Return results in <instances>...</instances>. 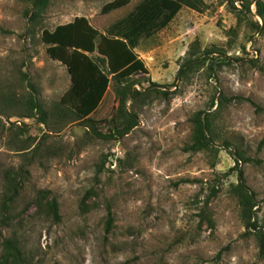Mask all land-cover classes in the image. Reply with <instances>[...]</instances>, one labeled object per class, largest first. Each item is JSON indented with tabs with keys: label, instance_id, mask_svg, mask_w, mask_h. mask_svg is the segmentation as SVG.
I'll return each mask as SVG.
<instances>
[{
	"label": "rangeland",
	"instance_id": "rangeland-1",
	"mask_svg": "<svg viewBox=\"0 0 264 264\" xmlns=\"http://www.w3.org/2000/svg\"><path fill=\"white\" fill-rule=\"evenodd\" d=\"M108 1L0 0V203L7 175L21 182L0 222V264L5 238L18 264H264L229 152L243 153L251 219L264 230V0L183 3L133 47L147 71L108 73L82 117L59 102L70 48L51 57L41 31L82 15L102 34L138 0L101 12ZM88 54L107 70L104 55ZM197 113L210 118L211 141L194 150Z\"/></svg>",
	"mask_w": 264,
	"mask_h": 264
},
{
	"label": "trees",
	"instance_id": "trees-1",
	"mask_svg": "<svg viewBox=\"0 0 264 264\" xmlns=\"http://www.w3.org/2000/svg\"><path fill=\"white\" fill-rule=\"evenodd\" d=\"M128 1L110 0L102 5L101 12L104 13L123 6ZM46 2L47 0H33L35 5L41 7L46 5ZM255 2L257 6L260 5V0ZM183 3L196 7L194 0H138L131 10L111 21L102 34H98L88 19L82 15L75 16L70 21L56 24L52 29L43 28L41 39L49 44L47 52L51 57L56 55L57 45L70 48L67 63L70 84L60 95V104L70 107L79 116H87L98 107L107 92L110 81L108 73H111V76L115 78H127L139 72H146L144 61L133 50V47L138 44L142 37L150 36L166 26ZM261 14L263 15V12ZM95 50L105 56L106 71L88 54V52ZM181 70L182 68L179 72ZM30 102L32 108L42 111L36 101L30 99ZM192 122L191 142L187 147L194 150L208 147L211 141L208 135L211 130L210 118L208 115L200 116L197 113L192 117ZM124 123L127 129L132 125V120L125 119ZM229 152L235 162L234 168L237 169L236 187L239 192L241 215L242 217L243 215L247 216L246 225L251 228L256 236L259 253L264 254V230L262 226L257 224L256 219H251V209L255 204L254 195L248 191L244 181L243 169L238 166L239 161L243 160V153L240 150ZM9 175H7V190L0 203V222L6 220L4 218H7L10 204L21 185L17 176ZM48 193V189H39L36 195L38 198H45ZM47 209L54 220L60 218L56 196L50 197L47 202ZM106 215V229L108 230L112 221V211L109 204H107ZM3 246L1 264H18L21 251L17 242L11 238H5Z\"/></svg>",
	"mask_w": 264,
	"mask_h": 264
}]
</instances>
